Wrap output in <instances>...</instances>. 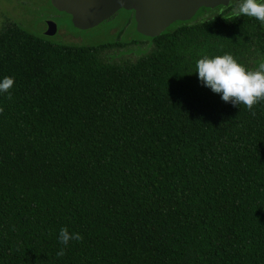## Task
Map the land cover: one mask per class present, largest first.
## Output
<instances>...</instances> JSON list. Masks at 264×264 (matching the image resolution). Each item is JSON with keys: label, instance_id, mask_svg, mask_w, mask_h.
Listing matches in <instances>:
<instances>
[{"label": "trees", "instance_id": "1", "mask_svg": "<svg viewBox=\"0 0 264 264\" xmlns=\"http://www.w3.org/2000/svg\"><path fill=\"white\" fill-rule=\"evenodd\" d=\"M145 39L131 60L0 30V80L15 81L0 94V264H264V102L252 115L195 73L226 53L258 68L264 25L214 15ZM62 227L83 239L63 246Z\"/></svg>", "mask_w": 264, "mask_h": 264}, {"label": "clouds", "instance_id": "2", "mask_svg": "<svg viewBox=\"0 0 264 264\" xmlns=\"http://www.w3.org/2000/svg\"><path fill=\"white\" fill-rule=\"evenodd\" d=\"M230 3V0H229ZM234 17L248 16L264 25V2L262 0H238L231 8ZM195 73L201 84L212 93L220 95L224 103L233 106L243 104L251 113L256 105L264 102V54H260L258 68L250 70L239 63L233 55L224 54L209 58L207 55L197 60ZM15 81L11 77L0 80V94H7L11 99V90ZM3 108H0V113ZM59 242L67 246L71 241H81L79 233H70L67 227L59 232ZM64 249L57 252L58 257L64 255Z\"/></svg>", "mask_w": 264, "mask_h": 264}, {"label": "water", "instance_id": "3", "mask_svg": "<svg viewBox=\"0 0 264 264\" xmlns=\"http://www.w3.org/2000/svg\"><path fill=\"white\" fill-rule=\"evenodd\" d=\"M229 0H50L59 12L71 17L74 28L89 30L118 11L133 12L138 35L155 39L176 22L190 21L201 8L228 6ZM55 31H47L53 36Z\"/></svg>", "mask_w": 264, "mask_h": 264}, {"label": "rangeland", "instance_id": "4", "mask_svg": "<svg viewBox=\"0 0 264 264\" xmlns=\"http://www.w3.org/2000/svg\"><path fill=\"white\" fill-rule=\"evenodd\" d=\"M45 2L46 0H0V30L7 21H5L4 16L7 14L8 6L15 7L18 11L28 12L33 10L32 8L35 3L44 6ZM212 13L213 12L210 11L205 18L213 15ZM199 15L201 16V12L197 13L196 16ZM126 18L127 16L123 14L115 15L109 22L102 23L90 31H58L57 35L50 39V42L55 44L90 47L99 45H118L122 47L118 50H125V53H128L129 50H133L138 56H130L128 58L134 60L147 51L146 48L151 46V42L136 33L133 19L127 24L125 22ZM22 28L39 38H43L39 32L35 33L25 27ZM132 43L136 45H131ZM137 47L146 48L136 49ZM115 52L116 51L111 53Z\"/></svg>", "mask_w": 264, "mask_h": 264}, {"label": "flooded vegetation", "instance_id": "5", "mask_svg": "<svg viewBox=\"0 0 264 264\" xmlns=\"http://www.w3.org/2000/svg\"><path fill=\"white\" fill-rule=\"evenodd\" d=\"M238 2V0H230V3L228 2V6L226 7H216L212 10L201 8L198 10L197 13L201 12V16L196 15L187 22H178L182 24H188L191 23V21L198 20L200 18H205L210 11H212L213 15H224V16H232L231 14V8ZM264 2V0H262ZM33 10L28 12L18 11L15 7L8 6L7 14L4 16V19L6 23L8 21L10 23H14L18 26L25 27L31 31H34L35 33L41 34V39L46 40L50 42V39L54 38L58 31H90L89 30H79L74 28L71 22V17L63 12H59L56 10L51 4L50 0H46L44 6L39 4L33 5ZM123 14L124 16H127L125 22L128 24L133 19V12H127L120 10L116 14H114L110 19L103 23L109 22L115 15ZM134 20V19H133ZM5 23V24H6ZM3 24L2 28L5 26ZM102 24V23H101ZM99 26V25H98ZM97 27V26H96ZM95 28V27H94ZM93 29V28H92ZM41 31V32H40ZM47 31H55L53 36H48L46 33ZM140 36V35H139ZM52 43V42H51ZM135 52H128L127 54H124V57H130L135 56Z\"/></svg>", "mask_w": 264, "mask_h": 264}]
</instances>
